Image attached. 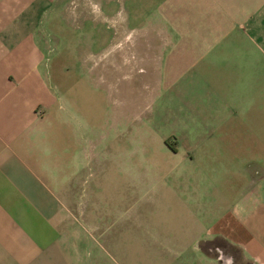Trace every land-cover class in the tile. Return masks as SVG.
I'll return each mask as SVG.
<instances>
[{"label":"crops","instance_id":"obj_1","mask_svg":"<svg viewBox=\"0 0 264 264\" xmlns=\"http://www.w3.org/2000/svg\"><path fill=\"white\" fill-rule=\"evenodd\" d=\"M56 1L0 0V264H55L65 254L85 206L79 170L96 155L86 137L78 149L70 104L60 105L47 69V42L59 46L57 22L45 26L59 18ZM132 1L154 4L165 23L162 41L117 47L126 62L137 51L153 67L154 96L166 93L168 196L195 214L187 242L208 264H220L206 252L215 242L264 264V139L249 122L264 115V0ZM127 144L111 158L137 156Z\"/></svg>","mask_w":264,"mask_h":264},{"label":"rangeland","instance_id":"obj_2","mask_svg":"<svg viewBox=\"0 0 264 264\" xmlns=\"http://www.w3.org/2000/svg\"><path fill=\"white\" fill-rule=\"evenodd\" d=\"M51 9L59 18L46 19V29L51 30L54 21L60 32L58 49L52 50L51 41L46 44L51 56L47 69L60 93V105L67 110L70 104L78 149L86 137L96 154L78 169L82 175L80 179L78 174L76 190L85 191L77 195L78 204L85 206L75 212V241L55 264H208L210 259L197 258V245L187 242L191 228L186 222L194 221V212L185 210L179 198L177 204L169 202L170 136L168 116L162 111L163 102L168 104L163 100L166 93L158 88L160 94L154 96L153 67L141 63L137 51L130 52L126 62L125 50L117 47L162 41L165 23L154 4L57 0ZM249 118L256 127L253 138L264 139V115ZM131 139L139 146L127 144ZM122 141L128 153L138 150L130 161L111 158L110 151L114 153ZM217 244V249L216 242L205 245L218 263L251 264L235 249Z\"/></svg>","mask_w":264,"mask_h":264}]
</instances>
